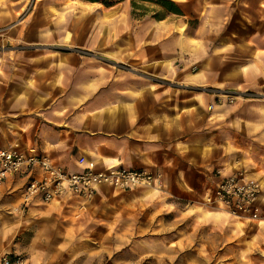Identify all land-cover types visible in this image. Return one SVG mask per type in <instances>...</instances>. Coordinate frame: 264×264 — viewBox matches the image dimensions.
Here are the masks:
<instances>
[{
	"label": "rangeland",
	"instance_id": "obj_1",
	"mask_svg": "<svg viewBox=\"0 0 264 264\" xmlns=\"http://www.w3.org/2000/svg\"><path fill=\"white\" fill-rule=\"evenodd\" d=\"M106 1L113 5L89 0H23L22 10L11 13L7 0H0V27L15 20L23 26L25 88L44 95L43 83L50 73L46 85L56 90L55 101L61 105L54 111V127H70L81 112L97 114L103 104L111 110L113 80L121 85L145 81L155 87L158 76L150 73H167L162 78L167 101L184 103L182 111L173 112L184 113L185 132L194 131L189 136L193 141L185 137L180 147L193 149L205 162L217 160L212 154L224 148V119L230 117L225 106L242 100L264 102V88L250 84L246 88L238 77L227 84L219 79L199 80L203 67L193 60L192 52L185 59L181 49L180 60L175 62L157 47L150 49L154 46L151 37L154 40L162 30L155 21L163 16L157 0ZM194 1L183 5L187 13L174 17L180 19L176 29L181 37L197 28L212 41L247 37L249 47L240 48L242 56L233 54L231 64L239 70L236 73H264V60L251 46L252 35L264 36V0H227L222 21L215 22L214 15L208 14L201 25L194 18L197 14L189 12ZM218 2L203 0L204 7ZM5 37L12 40L10 35ZM207 97L214 108L206 105ZM89 103L92 106L85 109ZM208 127L215 131L214 141L202 139ZM21 139L9 136L2 145H31L23 146ZM232 168L241 169L239 164ZM216 169L211 170L213 176ZM255 180L261 186L260 211L252 219L214 213L218 206L206 200L202 185L196 190L182 185L180 191L160 182L130 190L102 186L90 199L67 195L64 202L32 201L24 211L16 208L18 190H0V237L16 216L29 223L9 235L10 242H0V256L18 253L29 264H264V179Z\"/></svg>",
	"mask_w": 264,
	"mask_h": 264
},
{
	"label": "crops",
	"instance_id": "obj_2",
	"mask_svg": "<svg viewBox=\"0 0 264 264\" xmlns=\"http://www.w3.org/2000/svg\"><path fill=\"white\" fill-rule=\"evenodd\" d=\"M168 1L176 6L178 12L159 7L163 10V16L155 21L159 22L162 30L160 29L158 36L154 35V40L153 36L151 37L154 46H150V49L157 47L160 54L166 58L172 57L170 59L175 62L180 60L178 57L185 58L192 52L193 60L203 67V73L197 77L199 80L205 77L208 80H223L227 84L232 83L234 77H238L246 88L249 84L264 88V73H236L239 70L231 64L233 54L239 53L242 56L240 48L249 47L247 37L234 42H231V36L218 40L215 38L212 41L211 38H205L202 28H197L187 31L182 38L176 29L180 19L174 17H182L187 13L183 5L190 0ZM225 1L227 0H220L214 7H204L203 0H195L189 12L197 14L194 18L199 20L200 25L204 15L208 14H213L215 22H219L222 21L221 15L226 13ZM6 7L11 13H18L22 10L23 0H7ZM4 26L0 27V147L15 148L2 144L9 141V136L14 140L22 137L21 140L25 144L23 146H27L28 142L31 145L15 149L42 155L68 171L80 170L76 159L81 155L95 160L98 168L116 165L130 169L157 170L160 173V183L167 189L177 191L183 190L182 185L192 190L202 185L204 194L214 181L212 168H220L224 173H229L234 171L232 167L237 164L245 176L264 179V102L252 103L242 100L225 106V111H228L230 117L224 119V148L222 151H213L212 158L217 160L209 159L207 162L193 149L184 150L180 147L183 144L181 139L185 137L193 141L189 136L194 131L190 129L185 132L184 113L173 112L182 111L184 103L167 101V86H164L165 82L162 80L167 73H150L151 76H158V79L151 77L157 81L155 87L145 81L121 85L119 81L113 80L111 110L106 108L107 104H103L104 109L97 114L88 115L81 112L73 119L70 127L56 128L54 111L61 105L55 101L56 90L51 89L49 83L46 85L50 73H47L48 77L43 83V88H47L44 95L40 96L38 92L25 88L23 26L16 20L10 26ZM221 27L223 28V25ZM8 35L11 41L5 37ZM251 38V46L256 55L264 60V36L252 35ZM193 40L197 43L194 44ZM181 49L183 51L180 55ZM160 59L162 58L151 60ZM206 100V105L213 107L211 97ZM91 104L85 109L90 108ZM8 115L15 123L16 131L12 130L13 124H8ZM207 125L210 127V123ZM204 138L214 141L215 131L209 128L202 134V139ZM23 184V178L10 175L1 190L2 193L18 190L20 198L16 208L21 202ZM64 198L53 202H64ZM32 201L46 203L39 198ZM219 211L223 210L214 213ZM14 221L10 227L2 229L0 242H10L12 236L9 235H13L17 228L29 225L17 216Z\"/></svg>",
	"mask_w": 264,
	"mask_h": 264
},
{
	"label": "built area",
	"instance_id": "obj_3",
	"mask_svg": "<svg viewBox=\"0 0 264 264\" xmlns=\"http://www.w3.org/2000/svg\"><path fill=\"white\" fill-rule=\"evenodd\" d=\"M76 164L80 170L68 171L42 155L0 147V190L8 176L23 178L22 198L18 209L24 211L34 198L43 202L58 201L67 195L90 199L101 186L130 190L160 182L157 170L121 166L98 168L95 160L83 155L76 159ZM260 190V183L247 178L242 170L223 173L216 169L214 181L207 188L205 198L230 216L252 219L260 211L257 204ZM0 264L29 263L21 254L7 253L0 256Z\"/></svg>",
	"mask_w": 264,
	"mask_h": 264
},
{
	"label": "trees",
	"instance_id": "obj_4",
	"mask_svg": "<svg viewBox=\"0 0 264 264\" xmlns=\"http://www.w3.org/2000/svg\"><path fill=\"white\" fill-rule=\"evenodd\" d=\"M89 1H92V2L101 1L106 6L113 5V3H108L106 0H89ZM157 2L161 6L167 8L168 10H171V11L174 10L175 12H178V9L176 8V6L171 1H168V0H157Z\"/></svg>",
	"mask_w": 264,
	"mask_h": 264
},
{
	"label": "bare ground",
	"instance_id": "obj_5",
	"mask_svg": "<svg viewBox=\"0 0 264 264\" xmlns=\"http://www.w3.org/2000/svg\"><path fill=\"white\" fill-rule=\"evenodd\" d=\"M219 210H221V209H219Z\"/></svg>",
	"mask_w": 264,
	"mask_h": 264
}]
</instances>
